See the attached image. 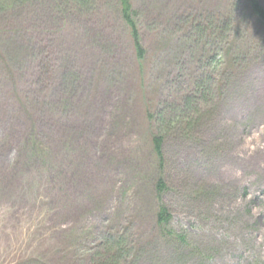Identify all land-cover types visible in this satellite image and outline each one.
<instances>
[{
  "label": "rangeland",
  "instance_id": "1",
  "mask_svg": "<svg viewBox=\"0 0 264 264\" xmlns=\"http://www.w3.org/2000/svg\"><path fill=\"white\" fill-rule=\"evenodd\" d=\"M55 2L0 0V264H91L109 234L127 264H264V20L247 0H129L138 62L118 0L39 44Z\"/></svg>",
  "mask_w": 264,
  "mask_h": 264
},
{
  "label": "trees",
  "instance_id": "2",
  "mask_svg": "<svg viewBox=\"0 0 264 264\" xmlns=\"http://www.w3.org/2000/svg\"><path fill=\"white\" fill-rule=\"evenodd\" d=\"M22 3L23 0H19ZM50 1V0H45ZM103 0H57L52 9L47 11L43 10L39 13H33L32 21L34 29H31V34L34 39L38 41L39 44L47 41L45 38L49 37L53 39L48 34L50 26L55 22H58L62 28L72 25L76 19L86 18V22H90V18L94 17L96 14V7ZM250 9L256 18L264 20V8L260 5L258 0H247ZM120 6L119 17L122 22L127 26L132 49L134 51L135 57L138 62H143L146 59L147 52L141 42V35L138 30L136 22L132 18V11L129 0H118ZM91 14H94L93 16ZM211 76H206L202 82L194 83L196 87L194 90L197 92L203 91L205 89L209 90L208 78ZM174 125V124H171ZM165 143V138L159 134L153 137L152 145L156 157L158 159L159 166L162 170V176L158 179L156 184V192L158 197L161 199L162 196L169 191L168 174L165 172L166 160L163 152V146ZM157 223L161 225H168L172 219L171 213L164 204H160L157 211ZM166 234V233H165ZM164 234V235H165ZM169 236H174L170 231ZM105 240L97 243L96 247L92 248L90 252L95 253V258L92 259L91 264H125L130 256V250L128 248V243L126 239L117 235H111ZM175 237V236H174ZM184 242V238L181 239ZM132 258L128 261L131 263ZM127 264V263H126Z\"/></svg>",
  "mask_w": 264,
  "mask_h": 264
}]
</instances>
